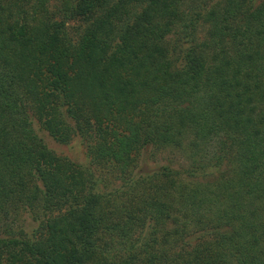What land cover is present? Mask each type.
I'll list each match as a JSON object with an SVG mask.
<instances>
[{"label": "trees", "instance_id": "trees-1", "mask_svg": "<svg viewBox=\"0 0 264 264\" xmlns=\"http://www.w3.org/2000/svg\"><path fill=\"white\" fill-rule=\"evenodd\" d=\"M6 204L0 264H264V0H0Z\"/></svg>", "mask_w": 264, "mask_h": 264}, {"label": "rangeland", "instance_id": "rangeland-1", "mask_svg": "<svg viewBox=\"0 0 264 264\" xmlns=\"http://www.w3.org/2000/svg\"><path fill=\"white\" fill-rule=\"evenodd\" d=\"M72 22L73 21H69V25L72 24ZM43 140L47 143L48 147L60 157H65L70 161L79 162L82 164L88 162V158L85 156L84 142L78 136H74L69 142L65 144H59L46 135H44ZM158 158V161H165L161 157ZM174 158L175 162L176 159H178L180 162V159H183V155L180 153ZM118 183L119 181L117 180L116 182H112V185L116 186ZM100 185L101 183L99 186ZM110 185L111 184H108L106 190L111 188ZM5 206V208L0 210V235H3L7 232H12L14 235H17L16 233L19 230H22L26 236H29V234L34 230L38 220L33 219L32 213L29 212L26 206L23 208H18L11 204H6Z\"/></svg>", "mask_w": 264, "mask_h": 264}]
</instances>
